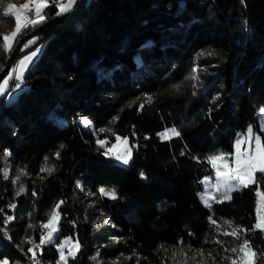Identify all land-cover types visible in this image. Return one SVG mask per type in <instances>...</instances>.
Wrapping results in <instances>:
<instances>
[{"label": "trees", "instance_id": "1", "mask_svg": "<svg viewBox=\"0 0 264 264\" xmlns=\"http://www.w3.org/2000/svg\"><path fill=\"white\" fill-rule=\"evenodd\" d=\"M13 1L0 0V45L15 19ZM75 3L59 16L50 3L47 19L16 38L35 29L43 45L15 96H0V229L8 230V241L0 232V256L27 264L21 250L39 240L61 201L55 239L35 249L40 264L56 263L65 235L79 243L67 264H230L226 257L237 255L230 250L245 238L264 253L259 230L222 234L252 229L264 173L231 199L212 198L211 207L199 197L202 177L214 172L207 157L222 151L232 160L249 123L264 143V0H83L71 13ZM21 52L16 41L10 53L0 49V72ZM80 115L94 119V131ZM173 127L180 136L158 135ZM126 135L127 165L104 155ZM45 157L51 174L41 172ZM19 169L27 175L13 185ZM106 183L118 185L116 199L98 192ZM4 216L13 217L7 228Z\"/></svg>", "mask_w": 264, "mask_h": 264}, {"label": "snow or ice", "instance_id": "2", "mask_svg": "<svg viewBox=\"0 0 264 264\" xmlns=\"http://www.w3.org/2000/svg\"><path fill=\"white\" fill-rule=\"evenodd\" d=\"M76 2V0H67V3H63L62 0H29L28 3L22 5L20 8H16L14 11H12V15L15 17V29L7 35H4L2 38V45H0V49L4 53H10L13 48V41L17 38V36L21 33L22 29H26L29 26L35 27L40 23H43L47 17L43 14V10L49 6L50 3H52L58 10L56 11V15L59 16L67 11L70 10L72 5ZM34 5V10L32 6ZM8 9L13 10L14 5L8 4ZM28 11H33L34 18H29L27 13ZM7 14V13H6ZM22 15H23V23H22ZM0 19H3V17H0ZM34 41H28L24 47H28L31 43ZM23 51V49H21ZM214 52H207L203 51L199 53L200 56L204 55H215ZM37 55L36 51L30 52V54L25 55L22 57V59L18 62L17 68L13 71H10L8 74V77L5 78V80L0 83V94H3L7 84L8 80L15 76V79L17 81L22 80L23 74L19 71V69H26L28 64L32 62L33 58ZM197 71L196 68L192 69V72L195 73ZM191 79L196 80L198 77L196 75H193ZM20 84H16V88H19ZM218 99V97H214L213 101L215 102ZM152 97L148 96L146 97V102H151ZM143 104L140 105L141 108H143ZM262 113H264V109L261 110ZM117 117L113 118V121H115ZM83 123L85 126H90V122L83 118ZM264 130V129H262ZM101 132L105 131V129H100ZM107 131H111V129H107ZM253 128L252 126H249L247 129L246 134H238V139L235 141V148H236V155L235 160L233 163L235 164V167H232L231 164H229L226 160V157L230 154L226 153H220L219 155H212L207 157V162L211 165L213 169H215V175L217 183L215 185L216 190L219 192L221 189L223 191L221 192V199H231L230 193H232L234 190H239L241 187L246 188L249 186V184H255L257 183V173H264V143L261 142V137L258 135H253ZM158 135L161 137V139L169 138V135L172 136H180V132L175 128L166 129L163 133H158ZM117 141H120L125 145L124 151L115 154V159L119 161L122 164L127 165L130 162L132 149L130 147H127L128 144V138L127 137H116ZM247 140L249 145L252 144L253 140L255 141V149H252L249 147L246 151H241L240 145L242 143V140ZM106 141L105 140H97V144L103 148L105 146ZM63 147V145H61ZM116 145H113V148H115ZM111 153V149H108L104 152V155H109ZM183 155V153H181ZM10 153L8 150L4 151L3 159L7 161L8 156ZM55 156L57 159H59V152L55 153ZM45 164L41 167V172H48L51 174L55 169L50 168L47 166L48 157H45ZM193 159H196L199 162V158L193 157ZM217 161H221V164H218ZM19 175L16 176L15 179L12 180V184L16 185L17 182L20 180L21 176L27 175V172L24 169L18 170ZM143 176V173L141 174ZM4 179H9L7 171H4ZM208 178L205 177L203 183H207ZM231 181H236V183H231ZM79 187V186H78ZM25 191L24 185L20 184L19 190L16 192V195L19 196L21 193ZM98 192L101 196H107L111 199H116L117 195L114 190H107L103 187L98 189ZM36 193L34 192L33 195ZM207 196V191L205 193ZM258 196H264V193L257 192ZM205 204L208 207H211V204L209 203L208 199L204 200ZM63 201L57 203L53 209L51 210V213L49 215V219L47 223H42L41 227L44 229H48V232L46 235H41L39 240V245H45L50 244L55 239L54 233L57 232L56 223L58 221V209L60 208V204H62ZM258 208H257V217L256 222L253 224L252 229H242V228H233L232 232H223V235H231L234 236L236 239H239V232L243 231L245 233L249 231L259 230L260 232L264 233V214H262V211H264V200L258 201ZM10 208H15L16 206L9 205ZM13 219L12 216H8L5 223L7 224L8 221H11ZM210 222L213 225H216V221L213 220L211 217L209 218ZM225 224H230L229 221H225ZM218 226V225H217ZM29 228L32 227L31 224L28 225ZM0 232H3L5 236H7V232L3 229H0ZM26 243L33 244V241L31 239L27 240ZM215 243L220 244V240H215ZM64 246V242H61V244L58 246V251H60V261H58V264L60 262H64V264H67L66 257L62 251ZM79 249V243L77 242L75 245H73V249L68 252L69 256H74L75 251ZM225 251H228V249H225ZM232 253H237L236 257L233 258L231 256L226 257L228 261H230V264H257V260H259L260 264H264V253L259 254L253 249L252 244L250 243L249 239L245 238L237 248H232L230 250ZM27 252L32 253V256L30 257L33 261V264H38L36 260V253L32 247H29L27 249ZM200 256H204L203 250L199 251ZM209 258L212 257V252L210 251L208 253ZM0 264H8V262L2 261ZM186 264V261H185Z\"/></svg>", "mask_w": 264, "mask_h": 264}, {"label": "rangeland", "instance_id": "3", "mask_svg": "<svg viewBox=\"0 0 264 264\" xmlns=\"http://www.w3.org/2000/svg\"><path fill=\"white\" fill-rule=\"evenodd\" d=\"M78 1H79V0H76V3H77ZM89 1H90V0H85V3L87 4ZM28 2H29V0H17V1H13L11 4L14 5V9L11 10V11H14L16 8H20L22 5H24V4L28 3ZM62 2H63V3H67V0H62ZM76 3H75V4H76ZM32 8H33V10H34V5L32 6ZM7 9H8V6H7ZM29 18H34V15H33V16H30ZM22 23H23V15H22ZM14 29H15V19H14V22H13L11 28L8 30L7 34H10ZM7 34H6V35H7ZM38 36H39L38 31H36L35 29H32L29 33H25V34H23L21 37H19L17 40L15 39V40L13 41V44L15 43V41H16L17 44H18L19 42H21V49H23V51L19 54V56H18V58L16 59L15 63L11 64V65L9 66L8 70L5 71V72L0 76V83H2V82L5 80V78L8 77V74H9L10 71H13L14 69L17 68L18 62L22 59L23 56L28 55V54H30V52H33V51H36V52H37V55H38V53H39V51H40V49H41V46L43 45V40L38 39ZM28 41H34V42L31 43L28 47H24V45H25ZM37 55H36L35 57H37ZM35 57H34L33 59H35ZM32 61H33V60H32ZM29 64H30V63H29ZM29 64H28V66H29ZM28 66H27V67H28ZM193 68H195V67L193 66ZM25 70H26V69H19V71L22 72V74H24ZM12 80H15V81H16V84L19 83V84H20V87L23 85V81H22L23 78H22V80L17 81V80L15 79V76H12V77L8 80V84H7V87H6L5 91H4V93H3V94H0V96H3L5 100H10V99H12V98L15 96V94L17 93L18 89L20 88V87H19V88H16V85L13 86L12 83H11ZM83 118H86V119L90 122V126H85V125H84V123H83ZM79 120H80L81 126H82L83 128L90 129L91 131H94V129H95L94 119H93L91 116H89V115H80V116H79ZM258 120H259V125H260V126H264V115H263V113H260V114H259V116H258ZM249 126H252V128H253V130H254V131H253V135H254V136H255V135L260 136L259 132L257 131V129L254 128V124H252V123H249V124L246 126L245 130L242 131V132H240V133H238V134H242V135H243V134H246L247 129L249 128ZM164 132H165V131H164ZM238 134H237V136H236L235 139H234V143H233V145H235V141L238 139ZM119 137H121V138H123V137H127V138H128V144H127V147H130V148L132 149V153H133V145H132V143H131V141H130V136H127V135H126V136H119ZM260 137H261V136H260ZM113 145H116V147L113 148ZM249 147H251L252 149H255V147H256V145H255V141L253 140L252 144L249 145V143H248V141H247L246 139H245V140H242V143H241V145H240L241 151H246L247 149H249ZM124 148H125V145H124L123 143H121L120 141H117V139H115L113 142H111V143L108 145V149H111V154L114 156V158H115V154L120 153V152H123V151H124ZM220 153H224V152H222V151H217V152L213 153V155H219ZM235 155H236V148H235V146H234V151H233V158H232V160H231L228 156L226 157L227 162H228L229 164H231L232 167H235V164L233 163V161L235 160ZM131 156H132V154H131ZM116 161H117V160H116ZM117 162H119V161H117ZM119 163H120V162H119ZM217 163H218V164H221L222 162H221V161H217ZM215 171H216V170L214 169V172H213L212 174L204 175V176L202 177V179H201V182H202V188H201V190L199 191V197H200V199H201L203 202H204L205 199H208V200L210 201L212 198L216 197L217 195L220 197V196H221V192L223 191V189H221V191H219V192L216 190L215 185H216V183H217V180H216ZM205 177L208 178L207 183H203ZM231 183H236V181H231ZM101 187H103V188H105V189H107V190H114V191L116 192V194H118V193L120 192L118 185L115 184V183L101 184V185L99 186V188H101ZM206 191H207V194H208L207 196L205 195ZM258 191H259L260 193H264V192L261 191V190H257V192H258ZM261 200H264V196H258V195H257V202H258V201H261ZM257 202H256V206H255V214H256V217H257V208H258V203H257ZM262 214H264V211H262ZM49 215H50V214H49ZM49 215H48V217L43 221V223H47V221H48V219H49ZM7 217H8V216H6V217L4 216L5 221L7 220ZM58 217H59V212H58ZM4 223H5V222H4ZM5 226H6V223H5ZM56 227H57V231H58V221H57V223H56ZM6 228H7V226H6ZM4 231H6V232L8 233V230H7V229H4ZM47 232H48V229H44V228H43V231L41 232L40 237H41V235H46ZM54 236H55V233H54ZM31 238H32V236H31ZM39 240H40V238H39ZM39 240H37V241H33V238H32L33 244H30V247H32V248L34 249V251H35L36 248H37V249L40 248V246L37 247V245H39ZM10 242H11V241H10ZM61 242H64V246H63L62 251H63V253H64V255H65L66 259H67V257L69 256V255H68V252H69L70 250L73 249V245H75V244L78 242V240H77V238H75V237H73V236H71V235H65V236H63V237L60 239V241L57 243V245H56L57 250H58V246L61 244ZM21 249H23V248L21 247ZM21 251H22V253H24L25 256H26L27 250L24 249V250H21ZM75 252H76V251H75ZM35 253H36V252H35ZM30 254L32 255V253H30ZM36 256H37V255H36ZM26 257H27V256H26ZM5 260H6V261L8 262V264H9V254H8L7 252L4 253V254H2V255L0 256V262L5 261ZM36 260H38V259L36 258ZM38 261H39V260H38ZM58 261H60V251H58V256H57V260H56V263H55V264H58ZM61 263H64V262H60V264H61Z\"/></svg>", "mask_w": 264, "mask_h": 264}, {"label": "built area", "instance_id": "4", "mask_svg": "<svg viewBox=\"0 0 264 264\" xmlns=\"http://www.w3.org/2000/svg\"><path fill=\"white\" fill-rule=\"evenodd\" d=\"M27 15H28V17H30L31 15H33V11H28ZM11 83H12L13 86L16 85V81L15 80H12ZM2 222H4V220H2ZM1 229H2V224H1ZM1 233H2V236L5 237L8 240V238L4 235V233L3 232H1ZM31 256H32L31 254H27V260H28L27 264H33V261L30 258ZM46 264H48L47 258H46Z\"/></svg>", "mask_w": 264, "mask_h": 264}, {"label": "water", "instance_id": "5", "mask_svg": "<svg viewBox=\"0 0 264 264\" xmlns=\"http://www.w3.org/2000/svg\"><path fill=\"white\" fill-rule=\"evenodd\" d=\"M81 1H83V0H79V1L74 5V7L71 9V13L76 9V7L80 4ZM19 43H20V42H19ZM19 43H18L17 45H19ZM14 51H15V50H14ZM14 51H13V52H14ZM11 56H12V54H10V55L8 56V58H7V63H6V65H5L3 71L0 72V76L2 75V73H4V72L7 70L8 66H9V61H10Z\"/></svg>", "mask_w": 264, "mask_h": 264}, {"label": "bare ground", "instance_id": "6", "mask_svg": "<svg viewBox=\"0 0 264 264\" xmlns=\"http://www.w3.org/2000/svg\"><path fill=\"white\" fill-rule=\"evenodd\" d=\"M31 16H33V15H31ZM4 238H5V237H4ZM6 240H7V239H6ZM7 241H8V240H7ZM26 256H27V255H26ZM37 262H38V264H40L38 260H37ZM49 262H50V261H49Z\"/></svg>", "mask_w": 264, "mask_h": 264}]
</instances>
